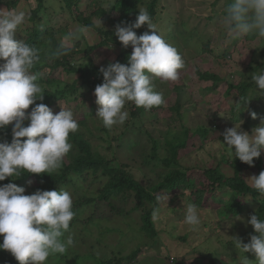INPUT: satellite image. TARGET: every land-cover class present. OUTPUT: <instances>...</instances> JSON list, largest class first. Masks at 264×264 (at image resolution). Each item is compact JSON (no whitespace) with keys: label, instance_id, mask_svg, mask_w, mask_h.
Listing matches in <instances>:
<instances>
[{"label":"rangeland","instance_id":"374dc122","mask_svg":"<svg viewBox=\"0 0 264 264\" xmlns=\"http://www.w3.org/2000/svg\"><path fill=\"white\" fill-rule=\"evenodd\" d=\"M7 1L10 0H0V9L22 10L28 15L37 3L36 0H18L16 7L12 9L5 5ZM157 2L155 23L164 39L177 49L185 62V67L180 70L177 81L153 83L154 90L163 93L165 103L162 106L145 110L143 107L137 109L132 102H128L125 105V110L129 112L128 119L123 125L114 126L111 130L103 127L102 122L95 117L100 106L95 102L96 97L87 89H80L83 95L78 96L77 99L66 100L61 97L54 103L50 100L49 108L54 114H57L61 107L70 109L78 122V132L85 135L94 151L108 159L114 158V163L127 164L128 170L143 185L149 187L161 178H158L156 172L158 170H151L143 163L144 154L152 150L154 142L159 157L168 152L166 141L171 138L173 132H177L179 127L177 126L179 120L176 117L178 112L175 111V101L179 99V112L184 111L182 115L185 125L192 129L199 124H206L209 131L206 137L188 133L185 146L178 150V167L191 169L218 166L225 175H232V169L228 164L232 153L222 145V133L239 121L243 122L241 128L244 131L250 130L247 131L249 133L258 126L264 118V96L252 87L261 99L247 102L242 114L236 116L234 120L230 119L229 122L228 118H231L229 112L233 107H238V97L234 92L231 95L226 94L225 90L228 83L234 84L241 80L242 72L249 75L264 69V57L260 54L264 52V40L257 38L249 40L247 36L239 39L228 37L223 26L225 17L223 12L227 0H157ZM62 4H64L62 0H46L47 13H50L52 19L48 21L47 18L42 19L40 27L48 29L53 25L56 28L55 35L58 42L74 47L71 64H83L89 58L100 66L113 62L121 51L115 35V41L94 49L89 55L84 50L87 45L97 44L104 38L95 27L109 28L111 23L103 22V18L108 16L117 20L122 12L121 4H116L115 0H77L75 7H67L68 9L63 7L61 10ZM97 5L104 14L93 18V26H85L75 19L77 13H82L84 16L96 9ZM120 21L122 19L118 20V23H121ZM28 29H30L29 21L21 26L20 32L18 31L14 38L19 37L21 41V36L24 34L26 36L25 32ZM74 31H79L80 38L66 41L65 37ZM145 31L151 30L145 27L143 32ZM49 45L51 42L45 35L42 47L47 50ZM41 51L39 54L47 58V65L39 72L40 77L52 76L70 83L76 81L78 74H69L60 66L51 68L54 58H48L45 55L48 53H40ZM253 60L255 62L252 63ZM257 63H263V66H256ZM249 65L255 66L256 70L252 72L248 68ZM197 71L215 73L223 82L214 90H209L207 87L211 86L212 82L199 79ZM39 85L42 89L47 88L45 83ZM250 111L256 113L255 119L249 115ZM215 117L218 119H214ZM259 174L260 171L254 166L242 173L245 179ZM194 183L195 186H205L202 175L197 176ZM77 185L81 189L75 192L68 191L73 203L78 202L77 196L81 194L93 197L92 193H96L98 187L97 181L92 176L78 180ZM226 191V188L217 189L208 196L207 201L205 194L203 204L209 205L206 208L194 203L202 222L205 218L204 212L209 216L216 212L222 214V205L229 199ZM174 193L167 195V200L162 202L160 211L154 217L157 235L153 238L147 236L141 229V211L133 208L134 201L131 199L126 204H119L124 207L123 213L109 210L102 200L85 205L76 213L74 225L66 233V237L68 235L72 237L73 244L64 254V258H61V254H55L49 257L48 264L56 262H59L57 264H97V259L102 261L121 258L137 249L139 251L133 260L122 259L120 264H171L174 258L183 260L184 264H242L243 257H232L235 252L236 255L240 253L235 247V239L239 238L243 243L244 239H247L249 242L250 236L254 235L253 228L247 224V220L255 211V204L248 202L247 207L239 215L228 219L222 218L221 228L214 227L215 231L211 228L210 233L202 234L199 228L193 231L184 223L186 206L189 205L188 201L182 199L184 190L175 189ZM247 199L250 201L249 198ZM238 216L243 219L237 220ZM196 231L200 234L195 233ZM185 236L188 241L183 240ZM244 256H247L252 264H256L251 256L248 254Z\"/></svg>","mask_w":264,"mask_h":264},{"label":"clouds","instance_id":"9594fccd","mask_svg":"<svg viewBox=\"0 0 264 264\" xmlns=\"http://www.w3.org/2000/svg\"><path fill=\"white\" fill-rule=\"evenodd\" d=\"M28 19L26 11L0 9V60L4 61L0 64V130L12 125L11 142H0V181L16 179L23 173L58 172L73 148L69 135L79 130L70 109L61 107L54 114L44 103H36L44 99L43 89L36 82L38 76L32 71L40 60L39 49L14 38ZM143 25L151 31L137 35L134 30ZM223 26L230 39L253 36L264 40V0H229ZM114 35L122 47L131 46L132 52L127 65L110 62L99 69L103 79L94 88L95 102L100 106L95 117L109 130L126 122L128 102L145 110L162 106L163 93L154 90L152 78L175 82L185 67L182 56L164 39L145 8L139 9L134 22L117 24ZM79 38V31H74L65 40ZM68 50L65 48L58 54H66ZM251 81L254 90L264 96V69L253 72ZM30 106L31 110L26 111ZM249 115L256 118L255 112L250 111ZM25 121L29 122L27 126ZM242 123L239 121L224 130L222 145L235 159L252 167L254 158L264 152V118L251 133L241 128ZM245 180L264 197V171ZM25 191L11 182L0 185V236L3 237L0 250L10 252L19 264H48L49 257L65 254L73 244L72 237L65 236L76 215L73 199L63 189H37L30 195H25ZM241 219L238 216L237 220ZM184 223L193 231L202 225L196 205L186 206ZM247 224L255 234L248 243L236 238L235 247L243 254L252 253L257 264H264V219L256 212L250 215ZM242 264L252 262L243 255Z\"/></svg>","mask_w":264,"mask_h":264},{"label":"trees","instance_id":"16d2710c","mask_svg":"<svg viewBox=\"0 0 264 264\" xmlns=\"http://www.w3.org/2000/svg\"><path fill=\"white\" fill-rule=\"evenodd\" d=\"M17 1L18 0H10L7 1L5 5H8L12 9H14L16 7ZM36 1V7H34L29 12L28 21L30 23V29L26 30V37H21V41H25L29 45L40 49L42 47L43 37L45 35L48 36L51 45H49L47 50H45L43 46L39 51L42 50L40 53H48L45 55H47L50 59L54 58L55 61L50 65V67L56 68L60 66L63 67V69L69 74H78L76 81H72L71 83L61 81L52 76H47L45 78L40 77V75L38 74L41 69L45 68V66L47 65V58L39 54L40 60L32 70H34V73L38 76L36 82L38 84L45 83L47 88H43V101L37 100L36 103H44L49 107L50 100L52 101V103H54L61 97L65 98L66 100H70L73 98L77 99L78 96L83 95V93L80 92V89H87V91L92 93V96H94L95 86L101 84L103 79V76L99 72V69L101 67H106L108 64L106 66H100L98 64H95L91 58H89L83 64H71V57L73 56L75 51L74 47L58 42L55 35L56 28L53 25H50L48 29H41L40 26L42 24V19L47 18L46 21H48L52 19V16L50 15V13H47L45 5L46 0ZM62 2L64 4L60 6L61 10H63V7L71 8L72 6L75 7L77 5V0H62ZM115 2L116 4H121L120 10L122 12H120L119 18L117 20H114L111 17L106 16L103 18V22H110L111 26L109 28H104L101 26L95 27L97 28L96 30L98 31V33L101 36H104V38H102L97 44L87 45L84 50L87 55H89L94 49L100 48L104 45H108L109 42L115 41L114 31L115 26L119 24L118 20L122 19V21L126 23L134 22L140 8L147 9L154 23L157 19V0H115ZM228 2L229 0H227L226 5L228 4ZM95 8L96 9L84 16L82 15V13H77V15H75V19L85 26H93V18H95L96 16H102L104 14L99 5H97ZM223 13L225 15L226 8ZM145 27L147 26L143 25L141 26V28L135 29L134 31L137 35H141L144 33L143 30ZM247 38L251 40L255 37L247 36ZM15 39L17 41H20L19 37ZM118 43L121 46V51L113 60V62H119L121 64L127 65L128 57L131 55L132 48L131 46H129L128 48H124L119 41ZM65 48L69 49L66 54H58L62 53ZM260 54L264 57V52H260ZM0 62L4 63V61L1 60ZM253 62L255 61L253 60L252 63ZM256 66H263V63H257ZM248 68L252 72L256 70V67L252 65H249ZM197 75L201 80L212 82V85L207 87V89L209 90H214L218 86V84L223 82V80L217 74L212 72L197 71ZM250 75L251 74L246 75L244 72H242V78L239 82H236L234 84H227L225 90L226 94L231 95V93L234 92L238 97V107H233L231 109V112H229L231 116V118H228L229 122H231L230 119L234 120L236 119V116L242 114L243 110H245L247 102H249L250 100L261 99V96L252 90V87H255V85L251 81ZM155 81L161 82L159 79L153 77L152 83H154ZM246 98L249 100L246 102L243 101ZM31 107L32 106L29 107V110H31ZM179 107V99H176L175 111L178 112L176 117L179 120V123L177 125L179 127H177V132H173L170 135L171 138H168L166 141V145H168V152L166 153V155L159 157V155L157 154L156 142L153 143L155 145L152 147V150L144 154L143 163L151 170H158L156 171L158 172V178H161L157 182L151 184L149 187L143 185L141 181H139V179L136 178V176L132 172H130V170H128L127 164L116 162L114 163V158L108 159L104 155H101L97 151H94L85 135L78 131L76 133H70L69 135V142L73 145L72 149L74 152H72L71 150L67 157H65L62 168L58 172L52 173L50 175H48L47 173H23L16 179L15 177H13L14 180L9 177L4 181H0V185L7 184L9 182L14 183L17 186L25 188V195L33 194L37 189L47 191L63 189L65 191L75 192V190L78 191L79 189H81V187L78 188V180L86 179L88 176H92L98 183L97 191L96 193H92L93 197L86 196L85 194L78 195V202L73 203V210L75 211V213L79 212V210L85 205H89L96 200H102L103 202H105L109 210L114 211L115 213H123L124 207L122 205L126 204V202L131 199L134 201L133 208L141 211V229L147 236L151 238L157 235L154 222V217L156 215L154 216L153 213L155 211L157 214L160 211L162 202L166 201L167 195L169 193H174L175 189L184 190V197L182 199L188 201L189 204L196 203L202 207L204 206L203 201H205V194L207 201L208 196L212 195L213 192H215L217 189H227L226 192L229 195V199L222 205V214L220 215V213L217 214L216 212V214L209 216L208 213H203L205 218L202 222V225L199 227L200 233L203 232L202 234L210 233V229L212 228L213 231L214 227L221 228L223 219H228L239 215L240 212L247 207L248 202H252L255 204V211L253 212V214L257 212V215L261 219H264V197L259 196V194L256 193L248 185L244 176L242 175V173L250 166L242 163L241 161H239V159H235L233 153L231 154L230 161L228 162L229 167L232 169V175L229 176L225 175L218 168V166H208L206 168L193 167L191 169H182L178 167V150L185 146L186 140L188 138V133L192 132L206 137L209 131V127H207L206 124H199L196 127L189 129V127L186 126L183 121L184 115L182 114H184V111L181 110L183 108H181V111L179 112ZM136 108L139 109L138 107ZM225 118L226 117H224V119ZM214 119L217 120L218 117H215ZM27 123L29 122L25 121L24 126H27ZM11 127L12 125H8L5 129L0 130V142H11ZM24 139L26 138H21V140ZM156 161L158 162L155 163ZM253 163L254 167H256L257 170H259L260 172L264 171V152L261 153L259 158H254ZM201 175L203 176V182L205 186H195L194 181L197 179V176ZM247 198H249L250 201ZM208 206V204H205L204 207L206 208ZM75 220L76 219L71 221L70 229L74 225ZM195 233L200 234L198 231H196ZM253 234H255L254 230ZM185 237L186 238H184L183 240L188 241L187 236ZM244 240V243H248L247 239ZM2 241L3 237L0 236V243H2ZM199 244L201 245V243ZM138 251L139 250L137 249L131 254L121 258L115 257L113 259L102 261L97 259V264H120V261L122 259L133 260ZM245 254L251 256V259L254 261V263L257 264L255 256L250 252L243 254L240 251L238 255H236L235 252L232 257H243V255ZM64 256V254L61 255V258H64ZM57 263L59 262H56L55 264ZM0 264H19V262L11 255L10 252L6 250H0ZM171 264H184V261L179 259L175 260L174 258V262Z\"/></svg>","mask_w":264,"mask_h":264}]
</instances>
